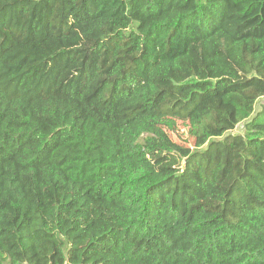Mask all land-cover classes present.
<instances>
[{
    "label": "trees",
    "instance_id": "obj_1",
    "mask_svg": "<svg viewBox=\"0 0 264 264\" xmlns=\"http://www.w3.org/2000/svg\"><path fill=\"white\" fill-rule=\"evenodd\" d=\"M0 264H264V0H0Z\"/></svg>",
    "mask_w": 264,
    "mask_h": 264
},
{
    "label": "rangeland",
    "instance_id": "obj_2",
    "mask_svg": "<svg viewBox=\"0 0 264 264\" xmlns=\"http://www.w3.org/2000/svg\"><path fill=\"white\" fill-rule=\"evenodd\" d=\"M262 99L258 102V104L256 105V110L260 108ZM187 125L184 123H179L178 124V131L176 132H169L170 137L172 138L173 141L185 145L187 143H189V145H192V137L189 138V132H188V127H186ZM234 132H243V124H240L237 126V128L235 129ZM187 141V142H186ZM183 162V160H180V163ZM182 164V163H181Z\"/></svg>",
    "mask_w": 264,
    "mask_h": 264
}]
</instances>
